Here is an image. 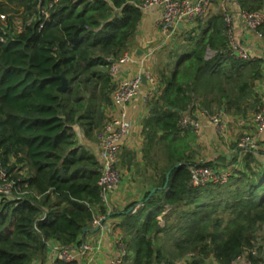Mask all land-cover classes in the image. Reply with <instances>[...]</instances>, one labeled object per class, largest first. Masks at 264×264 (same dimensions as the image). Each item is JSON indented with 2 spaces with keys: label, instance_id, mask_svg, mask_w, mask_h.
<instances>
[{
  "label": "trees",
  "instance_id": "1",
  "mask_svg": "<svg viewBox=\"0 0 264 264\" xmlns=\"http://www.w3.org/2000/svg\"><path fill=\"white\" fill-rule=\"evenodd\" d=\"M142 1L0 0V164L14 191L13 196L0 193V264H46L45 241L76 249L85 228L101 216L109 218L99 187L102 161L78 141L74 128L80 126L93 141L107 121L114 88L110 69L139 29ZM239 2L246 12L264 4ZM14 8L21 11L20 32L9 16ZM199 27L200 37L189 32L184 48L157 70L163 89L150 100L143 132L148 160L157 152L158 189L136 212L132 205L122 214L124 264H174L189 253L195 255L185 264H213L210 258L232 264L254 247L264 226L261 152H247L242 170L225 185L190 183L196 136L192 129L181 130L185 113L198 108L210 113L215 104L246 116L262 104L249 102L262 77V61L227 54L222 14L199 21ZM208 50L215 53L212 59ZM61 77L68 81L64 92ZM176 164L185 165L167 181ZM163 234L174 238L173 262L156 245Z\"/></svg>",
  "mask_w": 264,
  "mask_h": 264
},
{
  "label": "crops",
  "instance_id": "2",
  "mask_svg": "<svg viewBox=\"0 0 264 264\" xmlns=\"http://www.w3.org/2000/svg\"><path fill=\"white\" fill-rule=\"evenodd\" d=\"M262 10H264V4ZM242 12L240 2L234 4L230 0H214L209 18L214 14H222L223 16L230 14L233 18L234 38L238 43L245 46L250 57V60L244 61H262V77L255 82L253 95L249 100L250 103L258 100V108L260 103L264 101V28L258 32L246 28L241 18ZM161 15L162 11L158 6L143 8V17L139 29L126 52L129 59L125 63L119 64L121 70L114 80L115 84L137 75H145L147 83L142 84L138 97L136 96L128 104L125 111L112 103L105 109L107 119L120 118L124 115L131 123L130 130L120 143L118 154V165L123 178L121 185L108 196L105 207L109 218L104 219L101 227H94V225L90 227L91 229L99 228L96 233H87L86 236H83L74 264H113L119 256L116 243L117 240L122 239L119 228L124 219L122 214L129 210L132 205H134L132 209L136 210L142 207L146 195L151 194L153 189H158V180L154 171L157 152L150 155L152 161H149L145 151L146 139L143 132L144 122L150 117V100L163 89L159 84L157 70L167 63L170 54L184 48L187 42L185 36L189 32L195 31L194 35L197 37L198 34H201L199 22L185 23L180 24L179 30L171 38H168L161 30ZM214 56L213 51H207V59H212ZM173 67L174 64L171 68ZM210 110L211 114H221L224 121H228L227 128L223 133L218 132L212 121L202 113L206 109L198 108L195 112H186L183 116L189 117L190 115L199 124L198 130L192 129L196 136L192 143V149L195 153L192 164H213L218 168H229L240 164L242 166L246 154L240 152L238 143L244 134L250 135L251 138L255 137L258 145L256 152H261L258 156L264 162V131L261 134L257 132L250 122L251 114L235 116L227 112L225 107L218 108L215 104ZM74 129L78 141L100 157L96 138L93 141L87 139L83 129L78 125ZM158 155L160 162H162L161 152ZM169 209L167 207L163 215ZM83 242L92 247L90 253L81 252L80 248H82ZM57 245L55 242L48 243L49 254L46 264H59L61 262L55 256L54 249ZM54 257L56 258L54 259ZM36 264L41 263L37 262Z\"/></svg>",
  "mask_w": 264,
  "mask_h": 264
},
{
  "label": "built area",
  "instance_id": "3",
  "mask_svg": "<svg viewBox=\"0 0 264 264\" xmlns=\"http://www.w3.org/2000/svg\"><path fill=\"white\" fill-rule=\"evenodd\" d=\"M214 0H144L142 2L143 8H151L158 6L161 8V30L166 37L171 38L179 30L180 24L196 23L205 21L209 18ZM234 4H238L239 0H230ZM43 15L47 18L48 14L45 10L42 11ZM1 18L4 20L5 16ZM243 24L251 31L258 32L264 28V10L254 12L243 11L241 13ZM227 27V35L229 38L228 55L241 60H250L247 50L243 44L238 43L234 38L233 18L230 14L224 16ZM129 59L127 53L115 63L111 69V79L114 84L112 91V104L121 108L122 111L133 99L139 94L142 87V76L137 75L133 78L119 81L115 84L114 80L119 75V64L125 63ZM207 116L217 128L218 132L223 133L227 128L228 121H224L221 114H211L207 111L202 112ZM250 122L254 125L259 134L264 131V101L260 109L250 116ZM181 130L199 129V124L193 119L192 116L183 117L180 122ZM131 128V123L123 115L120 118L107 119L103 127L95 134V138L99 148V156L103 164L102 176L99 181L100 195L104 205L108 202L109 194L116 190L122 183V172L118 165V154L120 152V143L126 137ZM257 141L251 138L250 135L244 134L238 143L240 152L247 153L257 150ZM244 162V161H243ZM243 164L229 168H218L216 166H209L205 164H192L188 169L191 175L190 183L193 187H205L208 185H225L229 182L230 178L235 172L242 170ZM0 193L5 196H13L12 183L7 181V173L0 164ZM136 209H133V213ZM104 217L101 216L93 222L94 227H101ZM117 248L119 251L118 258L113 264H124L126 256V248L121 240H117ZM79 248V247H78ZM78 248L72 249L58 244L54 251L58 261L64 264H74ZM260 249V251H259ZM81 250V248H80ZM92 247L85 243L83 245L82 253H90ZM195 254L189 253L183 259L175 262L174 264H185ZM251 256L255 259L252 261ZM56 257H54L55 259ZM214 260V259H213ZM217 264L215 260L212 262ZM232 264H264V236L257 237L255 245L249 250H245L239 257H237Z\"/></svg>",
  "mask_w": 264,
  "mask_h": 264
},
{
  "label": "rangeland",
  "instance_id": "4",
  "mask_svg": "<svg viewBox=\"0 0 264 264\" xmlns=\"http://www.w3.org/2000/svg\"><path fill=\"white\" fill-rule=\"evenodd\" d=\"M14 9H15V11L9 13V16L14 18V24H15L16 31L20 32L22 30V27H21V23H22V21H21V18H22L21 11L19 9L17 11L16 8H14ZM9 16H7V17H9ZM5 18H6V16H5ZM198 37H200V34H198ZM193 46H194V44H193ZM193 46H191V47H193ZM0 184H2L1 181H0ZM158 219L160 220L161 226H164L165 223H164V220L162 219V216H160ZM225 219H227V215H226ZM176 221H177V216H173L171 221H170V223H172L174 225L176 223ZM172 233L177 234V231L173 230ZM258 234H260L261 237L264 236V226H262L260 228V231H259ZM170 235L171 234H163V235H161L159 237V239L157 240L156 245L161 250L162 256L168 258L169 260H172L170 262H173L174 259H172L171 255L174 253V246H173L174 238H171ZM208 261L213 262L214 260H213V258H210V259H208ZM128 262L126 261L125 264H127Z\"/></svg>",
  "mask_w": 264,
  "mask_h": 264
},
{
  "label": "water",
  "instance_id": "5",
  "mask_svg": "<svg viewBox=\"0 0 264 264\" xmlns=\"http://www.w3.org/2000/svg\"><path fill=\"white\" fill-rule=\"evenodd\" d=\"M61 80H62V85L59 87V91L60 92H64L66 89H67V87H68V81H67V79H65V78H62L61 77ZM147 78H146V76L145 75H142V82H143V84H146L147 82ZM183 165H185V164H176L168 173H167V181H169V179H170V176H171V174H172V171L173 170H176V169H179L180 167H182ZM167 187V185L165 186V188ZM156 188L155 189H153L152 190V192H151V194L149 195V198L156 192ZM148 198V199H149ZM130 211H133V209H131ZM106 220V219H105ZM104 220V221H105ZM103 221V222H104ZM102 222V223H103ZM99 230V228H97V229H91V228H85L84 229V234H83V236H86V234L87 233H96L97 231ZM256 230V229H255ZM45 243L48 245V243L45 241ZM85 244V242H83V245ZM83 249V246H82V248H81V250Z\"/></svg>",
  "mask_w": 264,
  "mask_h": 264
}]
</instances>
